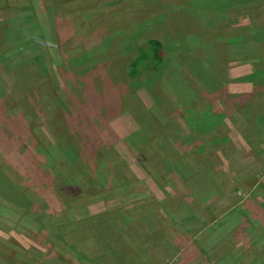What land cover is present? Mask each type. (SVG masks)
Wrapping results in <instances>:
<instances>
[{"label":"rangeland","instance_id":"obj_1","mask_svg":"<svg viewBox=\"0 0 264 264\" xmlns=\"http://www.w3.org/2000/svg\"><path fill=\"white\" fill-rule=\"evenodd\" d=\"M220 2L0 0V264H264V0Z\"/></svg>","mask_w":264,"mask_h":264},{"label":"trees","instance_id":"obj_2","mask_svg":"<svg viewBox=\"0 0 264 264\" xmlns=\"http://www.w3.org/2000/svg\"><path fill=\"white\" fill-rule=\"evenodd\" d=\"M228 1L231 2V0H228ZM234 1L235 0H232L231 3L234 4ZM207 2L221 4L220 0H207ZM244 30H246V32H248L249 30H251V28H248V27L240 28V31H244ZM142 48H143L141 50L142 54L137 59V61L132 65V69L129 72V76L132 79V82H142V80L144 78V75H146L147 72H149V73L152 72L153 68H154V70L155 69H158V70H160V69L162 70L163 69V68H161V66L163 67V64H164V61H165V57L164 56H166V51L164 49L163 44L157 39L156 40L152 39V40L149 41V43L146 46H144ZM228 84H229V82L225 81V84L223 85L222 88L219 89L218 92L221 93V94H224V95L230 94V93H227L228 89H229ZM124 98H125L124 95H122L120 101L124 102ZM93 103L95 105H93V104L92 105L89 104V105L91 106V109H92V107L94 108L95 113L97 112L99 114V117L101 118L102 123L104 125L105 122L109 119L108 118L110 116L109 113L114 108L115 104H111L110 102L107 103V101L102 103V102H100L99 98H98V100L94 99ZM117 105H118V101H117ZM66 114H67V116H69L70 113L66 112ZM208 115H211V117L209 118ZM208 115L203 117L204 119L201 122V124L199 125L202 130L203 129L205 130L204 132H208V130L206 131V129L209 128V126H211L212 124L215 123V119L212 117V113L211 114L209 113ZM68 120L73 121V116L70 115ZM211 120H212V122H211ZM69 135H70L71 138H74V139L76 138L79 141V143H81L83 145V147H84L83 148V152H84L83 153V158H85V159L87 157H90V158L94 157L96 159L99 158V156H98L100 154L99 149L98 148L94 149L91 144L90 145L88 143L86 144L83 141L85 139L83 138L82 134L78 135L76 133H73V134H69ZM140 136H141L140 133H137L135 135V139H137V138L140 139ZM130 137L131 136H129V138ZM91 139H92V142L94 144H96L95 139L93 137ZM73 142L70 143L71 148L70 147H68L70 149H66L65 148V151H68V153H74L77 157L79 156L80 158H82L81 155H80L81 150L80 151L77 150L76 147L73 145ZM69 151H71V152H69ZM77 151H79V153ZM202 151L206 152L205 151V147H203ZM204 154H207V153H204ZM108 158H110V157L108 156ZM249 159L251 161L250 163L254 167H257V166L260 167L259 164L256 161L252 160L250 157H249ZM239 161H241V159ZM246 163H249V162H246ZM248 168L250 169L251 172H253V169H252L253 167L251 168V167L248 166ZM254 173H256V172H254ZM170 209H171V207H170ZM185 209H189V208H185ZM182 213H183V209H182ZM182 216H183V214H182ZM171 218H172V216H171ZM182 219L185 221L186 218L182 217ZM189 219H190L189 222L190 221L193 222L196 219V216L192 215V216L189 217ZM159 228L162 229L163 226L159 227ZM161 229H159V230H161ZM158 232H160V231H158ZM208 248H211V245H209ZM203 256H204L203 259H207V260L212 261L213 254L211 252H208V251L205 250ZM205 262L207 263V261H205Z\"/></svg>","mask_w":264,"mask_h":264},{"label":"crops","instance_id":"obj_3","mask_svg":"<svg viewBox=\"0 0 264 264\" xmlns=\"http://www.w3.org/2000/svg\"><path fill=\"white\" fill-rule=\"evenodd\" d=\"M229 90V89H228ZM230 91V90H229ZM229 95H235L233 92H231ZM183 230H185V229H183ZM182 230V231H183ZM209 245L210 244H207V247H205V249H206V251L209 249L208 247H209ZM147 246H150L149 244H147ZM154 248H157L158 246L156 245V243L154 244V245H152ZM204 249H203V251H202V255L204 254ZM203 259V258H202ZM199 264H207L204 260L202 261H200V263Z\"/></svg>","mask_w":264,"mask_h":264}]
</instances>
